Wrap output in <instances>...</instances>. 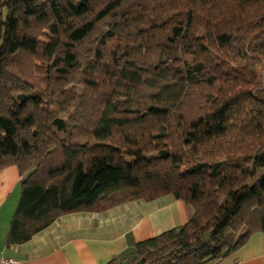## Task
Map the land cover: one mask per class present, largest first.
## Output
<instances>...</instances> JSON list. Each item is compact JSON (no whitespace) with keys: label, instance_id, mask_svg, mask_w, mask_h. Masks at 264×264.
<instances>
[{"label":"trees","instance_id":"trees-1","mask_svg":"<svg viewBox=\"0 0 264 264\" xmlns=\"http://www.w3.org/2000/svg\"><path fill=\"white\" fill-rule=\"evenodd\" d=\"M7 165L25 174L10 243L171 194L190 218L126 264L237 249L264 231V0H0Z\"/></svg>","mask_w":264,"mask_h":264},{"label":"crops","instance_id":"crops-1","mask_svg":"<svg viewBox=\"0 0 264 264\" xmlns=\"http://www.w3.org/2000/svg\"><path fill=\"white\" fill-rule=\"evenodd\" d=\"M23 177L15 165L0 168V258H15L20 264H126L138 241L184 224L192 213L171 194L135 199L102 211L61 215L28 240L10 243ZM212 264H264V231L251 234Z\"/></svg>","mask_w":264,"mask_h":264},{"label":"built area","instance_id":"built-area-1","mask_svg":"<svg viewBox=\"0 0 264 264\" xmlns=\"http://www.w3.org/2000/svg\"><path fill=\"white\" fill-rule=\"evenodd\" d=\"M0 264H20V261L18 259L15 258H0Z\"/></svg>","mask_w":264,"mask_h":264},{"label":"rangeland","instance_id":"rangeland-1","mask_svg":"<svg viewBox=\"0 0 264 264\" xmlns=\"http://www.w3.org/2000/svg\"><path fill=\"white\" fill-rule=\"evenodd\" d=\"M23 58H25L26 59V57H23ZM25 62V65H24V69H25V71H28L29 69H30V64H31V62H30V60L29 59H27V60H25L24 61ZM25 175V174H24Z\"/></svg>","mask_w":264,"mask_h":264}]
</instances>
